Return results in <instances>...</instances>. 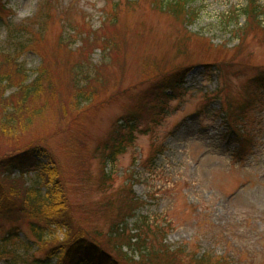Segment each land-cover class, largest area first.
Segmentation results:
<instances>
[{
	"label": "rangeland",
	"instance_id": "1",
	"mask_svg": "<svg viewBox=\"0 0 264 264\" xmlns=\"http://www.w3.org/2000/svg\"><path fill=\"white\" fill-rule=\"evenodd\" d=\"M245 1L188 0L197 17L188 26L196 35L187 41L174 15L152 7L149 0H0L4 7L0 11V52H9L16 45L15 38L7 36V22L18 25L32 17L38 7L51 4L54 18L39 47L54 56L62 84L68 68L61 60L68 54L56 47L60 32L70 37L74 49L80 44L74 27L98 28L115 5L121 7L118 29L124 35L126 55L122 74L119 61L108 66L121 79V87L107 86L92 102H83L76 116L69 112L58 121L47 106L41 124L40 120L33 122L29 132L13 138L0 133V155L21 149L29 141L49 149L64 172L72 213L85 227L97 228L102 240H106L110 226L104 215L109 213L94 214L96 205L130 183L143 204L128 220L129 226L144 215L164 225L166 243L172 248L184 245L198 254L209 251L237 264H264V87L253 95L254 79L264 71V40L260 31L251 29L237 45L234 22H224L228 10L241 8ZM260 2L264 4V0ZM243 20L239 15L238 21ZM36 25L31 28L36 29ZM177 43L182 45L181 51ZM163 55L162 65L167 70L184 68L183 89L176 88L172 98H165L168 108L160 120L145 122L149 131L137 133L114 161L103 163L96 143L107 139L116 123H121L120 118L143 102L140 95L148 86L142 80L143 60ZM102 60L101 50L94 49L90 61L99 64ZM18 61L33 77L41 58L36 51L26 49ZM246 97V121L242 124L252 130L261 123V128L257 132L258 150L240 157L238 138L227 132L230 125L225 115L229 111L226 105L236 107ZM153 141L162 149L155 160ZM39 160L49 161L46 155ZM149 161L150 168L143 166ZM103 167L110 175L105 183L100 172ZM83 169L88 170L87 175ZM35 172L29 168L20 176L14 169L9 178L29 182ZM62 231L57 229L59 235ZM6 249L9 253L2 256L0 264H9V257L22 256L19 241L9 242ZM49 261L58 263L60 258L53 256Z\"/></svg>",
	"mask_w": 264,
	"mask_h": 264
},
{
	"label": "trees",
	"instance_id": "2",
	"mask_svg": "<svg viewBox=\"0 0 264 264\" xmlns=\"http://www.w3.org/2000/svg\"><path fill=\"white\" fill-rule=\"evenodd\" d=\"M149 3L163 12L167 9L172 13L182 24V36L187 41L190 36L196 35L186 29L197 17L188 8V0H165V3L164 0H149ZM43 6L18 25L6 23L7 36L15 38L16 45L9 52H0V133L11 138L21 132H29L28 129L31 130L33 122L37 120L41 124L47 106L58 115L53 116L56 121L69 112H74L76 116L83 102H92L107 86L118 89L122 83L117 73L108 68L119 61L123 68L120 69L122 74L126 61L124 35L118 29L120 6L112 7L96 29L85 25L79 28L76 25L74 33L79 34L80 44L74 49L70 47V37L60 32L56 47L68 54L65 56L67 59L61 60L68 68L64 84L56 72L54 56L39 47L46 40V27L54 18L51 4ZM1 8L4 7L0 2V11ZM239 15L244 16L243 23L238 21ZM225 18L226 24L234 22L237 45L242 44L251 29L260 31L264 40V4L259 0H246L241 8H230ZM33 23H37L36 29L31 28ZM179 46L182 45L177 43L176 48L181 51ZM96 48L101 50L103 56L99 64L90 61V55ZM26 49L36 51L41 58L33 77L18 61L20 53ZM162 63L164 55L147 56L143 60L145 75L142 80L148 82L140 95L143 102L120 118L121 123H116L107 139L96 143L97 154L103 163L114 161L133 142L137 133L149 131L151 128L144 126L145 122L161 118L168 108L165 98H172L176 88L183 89L184 68L170 71ZM254 82L256 93L253 95H257V90L264 87V71ZM10 89L13 90L6 93ZM245 99L236 107L233 103L232 106L226 105L229 111L225 115L229 128L239 138V155L244 156L258 150L257 132L261 128V123L252 130L242 124L246 121L248 97ZM152 145L155 160L162 149L156 141ZM43 155L49 161L39 160ZM77 159L82 160L80 157ZM150 162L143 163V166L150 168ZM12 168H19L20 176L28 168L36 169V172L29 177V182L11 180L9 173ZM100 172L105 183L110 178L109 172L105 167ZM87 174L88 170L83 169V175ZM6 180L12 182L5 183ZM142 204L143 200L132 192L130 183L99 201L94 214L109 213L104 216L110 220L106 240H102L97 228L85 227L72 213L68 184L53 153L35 141H29L21 149L0 155V259L9 253L6 249L9 242L19 241L23 246L22 256L9 257V264H53L49 261L51 256L60 258L54 264H237L209 251L198 254L196 249L187 250L184 245L172 248L165 241L164 225L150 221L147 216L137 217L129 226L128 220L136 215V210ZM57 229L63 230L62 235L57 233Z\"/></svg>",
	"mask_w": 264,
	"mask_h": 264
}]
</instances>
